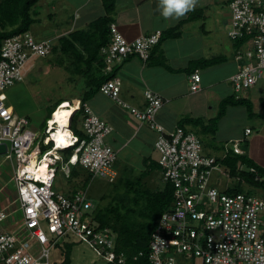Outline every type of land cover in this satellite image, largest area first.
<instances>
[{
	"label": "built area",
	"instance_id": "1",
	"mask_svg": "<svg viewBox=\"0 0 264 264\" xmlns=\"http://www.w3.org/2000/svg\"><path fill=\"white\" fill-rule=\"evenodd\" d=\"M230 9L229 36L249 38L250 48L245 54H236L238 62L246 63L238 65L229 80L235 92H246L264 73V3L232 0ZM109 30L110 41L100 50L106 74L115 63L132 56L147 61L161 38L160 32H155L129 41L115 23H110ZM51 51L49 41H37L30 32L0 42V145L6 147L1 156L10 167L9 181L15 188L14 201L0 206V264H51V251L71 243L70 238L89 246L104 263L126 264L123 254L114 250L112 230L94 221L95 207L86 192L53 191L58 170L68 178L70 167L80 166L94 176L115 180L112 167L117 153L106 143L112 128L81 101H64L45 121L44 136L38 141L28 119L17 117L6 104L5 90L23 82L32 62ZM189 83L191 92L200 90L198 70L189 75ZM99 92L156 134L157 162L164 181L173 189V204L161 215L151 235L149 264H264V198L247 192L226 194L211 184L214 171L223 176L226 172L213 157L202 154L196 134L181 127L166 131L157 121L164 104L161 96L145 91V106L140 109L120 99L118 79L107 80ZM65 104L73 109L66 146L57 144L53 137L57 127L51 124L56 110ZM80 111L82 137L71 128ZM234 147V152L240 153L236 144ZM65 149L72 151L67 160L61 155ZM255 180L264 181V177L256 175ZM17 212L22 228L9 233L2 224Z\"/></svg>",
	"mask_w": 264,
	"mask_h": 264
},
{
	"label": "crops",
	"instance_id": "2",
	"mask_svg": "<svg viewBox=\"0 0 264 264\" xmlns=\"http://www.w3.org/2000/svg\"><path fill=\"white\" fill-rule=\"evenodd\" d=\"M56 1L62 8H60L61 10L65 9L69 13L67 15L69 23H65V26L54 25L51 28V23L47 22L45 34L31 33L37 41H49L52 46H57L61 38L67 37L73 31L86 30L90 23L106 15L102 0H47V3L51 2L47 6L50 7L45 17L49 22L56 18ZM231 1L198 0L195 10L188 12L185 16L166 19L161 14L160 0H114L113 10L108 17L111 23L117 25L118 30L127 40L132 41L155 32L161 34L159 43L151 49L147 61L132 56L115 63L111 73L106 74L102 69L99 72L94 71L93 75L90 72L82 75V95L78 101L88 105L95 115L112 128L111 134L106 138V143L116 151L117 160L122 159L124 167L138 163L142 165L143 163L146 168V162L156 163L151 154L152 150L154 151V141L151 148L145 143L146 139L143 136L146 133L151 134V138L155 140V133L145 125H141L126 108L119 106L99 90L86 98L90 91V82L96 83L97 79L99 80L101 77L118 79L120 81V99L128 105H132L131 107L140 109L146 102L145 91H151L161 96L164 104L157 115V121L166 131L178 127L181 120L186 117L199 118L204 125H207L218 114L220 101L225 98L214 89L217 87L215 77L220 73V67L226 65L235 68L227 77V81L230 83L229 79L237 71L238 65L246 63V60L238 62L236 54L239 51L245 54V50L250 48L249 38L232 39L229 36L232 30ZM262 2L264 3V0ZM33 19L31 30L41 20L36 16ZM33 30L35 31V29ZM99 65L97 62L92 64L94 68L96 66V69L99 68ZM195 70H198L200 74L199 93L190 91L189 75ZM258 85L264 86V73L255 87ZM249 90L239 93L234 91V95L250 102L248 99L250 97ZM256 96L264 102L263 95ZM84 98H86L85 101H82ZM215 98L217 104L215 112H213L212 104ZM70 100L74 103L78 102L76 98ZM204 105L207 109L210 107L211 112L210 114L207 112L203 116ZM248 112L253 115L252 110ZM66 115L64 116L66 117ZM70 117L71 115L65 119V122L68 123ZM223 118L219 122H223ZM184 128L195 134L196 130L201 132V124ZM246 130L249 129H245L244 137L249 135L246 134ZM262 135L264 136V129ZM258 140L260 141V137ZM242 145L247 147V142ZM140 146H144L148 150L140 149ZM244 151L246 150L242 149L243 154ZM253 161L255 162V160ZM161 177L163 178L162 175ZM150 181L154 183L156 178L150 179ZM227 188H221L220 191ZM2 195L0 206L6 205L11 200L6 192Z\"/></svg>",
	"mask_w": 264,
	"mask_h": 264
},
{
	"label": "rangeland",
	"instance_id": "3",
	"mask_svg": "<svg viewBox=\"0 0 264 264\" xmlns=\"http://www.w3.org/2000/svg\"><path fill=\"white\" fill-rule=\"evenodd\" d=\"M46 1L47 0H39L31 8L30 12L32 18L36 16L41 20L34 25L35 28L29 30L30 33L45 34L48 25L46 24L47 22L51 23V28L54 27V25L65 26V23H69V18L67 16L69 13H67L65 9L61 10L62 8L58 5L57 1L56 18L49 22L48 18L45 17L50 7L47 6L51 2L47 3ZM33 29H35L36 32ZM67 60L68 59L64 56L60 54L57 55L56 53H52L45 58H37L32 62L33 67L29 69V73L24 78L23 82L17 83L5 90V95L7 97L6 104L12 106L13 112L17 117H26L28 119L30 129L36 132L39 137L38 141L44 136L45 120L49 117V112L53 108L54 102L59 99H67L68 102H71V98H76L78 101L82 95V77L78 75L74 76L70 73L68 67L70 69L71 65L68 66V64H66V62H68ZM220 69V73L215 77L217 79V87L214 89L216 92L218 91L222 94L221 96L223 97L233 95L234 89L227 81V77L235 68L233 69V67L222 65ZM254 87L255 86L250 88V97L248 96L252 105L253 115H250L245 107L231 106L227 108L226 116L223 118V122H219L217 131L214 134L206 135L201 132L199 133L197 130L195 131L203 142L202 154L220 158L224 153L232 149L234 143L241 141L239 145L241 149L246 150L244 154L248 158L255 160L259 166L264 168V136L262 135L264 129V102L256 96L263 95L262 97L264 99V86L260 87V85H258ZM216 101L217 99L215 98L212 104L213 112H215L216 109ZM204 108L203 116L207 112L210 114V107L207 109L204 105ZM66 114L65 119L70 116L68 113ZM78 119L75 127L81 133L82 137V118ZM246 128L249 129V135L244 137ZM143 136L144 139H146V142H144L152 148L154 139L151 138V134L148 135L146 133ZM258 137H260V141ZM221 138H223L222 141H220ZM245 142H247V147L242 145ZM140 149L145 151L148 150L144 146H140ZM151 154L154 160L158 159V154L155 150H152ZM121 160H118L117 166L118 173L122 174L124 166ZM130 167L133 168V176H139L146 170L143 163L142 165L141 163L137 165L133 164ZM219 167L225 169L221 166ZM243 168L246 169L245 166ZM69 169L71 171L69 178H66L65 174L60 171V169L58 170L53 185L54 192L68 193L69 191H85L94 207L99 209L105 208L108 204L110 205L116 197L124 194V187L119 185L120 183L118 181L111 184L107 179L94 176L89 173L88 170L80 166ZM10 172L7 161L4 159V156L0 155V203L2 202V193L4 192L9 195L10 201H14L15 198V188L9 181L11 177ZM159 173L161 174L158 169H154L150 172L148 177L145 178L151 192H156L163 186V178ZM154 178H156V181L153 183L150 179L153 180ZM210 182L217 188L238 187L239 185L242 192H248L257 198H264V192L262 190L250 186L244 181L237 182L234 179L231 180L218 171L212 173ZM112 222H114L113 219L111 220V223ZM22 225L23 221L19 212L12 215L2 224L3 227L7 228L6 230L9 233L18 232L22 228ZM70 241L73 243L69 255L70 264H105L86 244L78 243L75 238H70ZM62 249V247H56L51 251V263L62 264L65 258Z\"/></svg>",
	"mask_w": 264,
	"mask_h": 264
},
{
	"label": "trees",
	"instance_id": "4",
	"mask_svg": "<svg viewBox=\"0 0 264 264\" xmlns=\"http://www.w3.org/2000/svg\"><path fill=\"white\" fill-rule=\"evenodd\" d=\"M38 1L0 0V42L6 38L29 32L30 26L34 21L30 11ZM102 4L106 13L104 17L90 23L86 30L73 31L67 37L61 38L57 46H52L51 54H60L68 59L66 64L68 66L71 65V68L69 69L68 67V70H70L72 75L82 77L84 73L88 72L93 75L94 71L99 72L104 68L100 50L107 46L110 41L109 25L111 20L108 15L113 10L114 0H102ZM94 62L100 64L98 69H96V66L95 68L92 66ZM110 79L112 78L101 77L99 80L97 79L96 83L91 81L90 91L87 93L86 98L96 93L100 86ZM86 98L82 99V101H85ZM64 100L59 99L53 104V108L50 110L49 117L46 120L50 118L56 107ZM231 106H244L248 111L252 110L251 104L247 99L238 98L233 94L220 101L218 114L207 125H204L199 118L193 119L186 117L181 120L178 127L185 129V126H197L201 124V133L206 135L214 134L217 131L219 121L225 115L227 108ZM81 114V111L78 112L71 122L72 130L80 137L81 133L77 130L75 124L79 120L78 118H81ZM141 125H145L148 128L146 124ZM196 136L200 140L202 151L203 142L198 135ZM239 143L241 141L233 144V147L235 144L238 147L240 151L238 154L234 152V148L232 147L229 152L224 153L220 158L210 157L215 159L218 166L225 168L223 169L226 172L225 177L231 180L234 179L237 182L244 181L250 186L256 187L264 192V181L255 180L256 175L264 177V168L243 154ZM71 154V149L61 151L64 160H67ZM157 160L156 163L153 161L146 162V170L139 176H133V169L130 166H125L122 174L117 173L118 160L116 157V161L112 167L116 173V177L114 181L108 182L112 184L118 181L120 183L119 185L124 187V194L116 197L105 208L99 209L96 207L93 212V219L100 227H109L112 230L115 242L114 250L118 254H123L126 264H149V243L151 235L158 227V221L161 215L173 204V189L168 182L163 179L162 188L156 192H151L145 180L154 169L160 170ZM244 166L246 169L243 168ZM250 169H254L255 172H251ZM218 189L220 190L221 188ZM223 192L231 195L242 191L238 185V187H228ZM112 219L114 222L111 223ZM71 246H73V243H64L60 246L63 248L62 250L65 254L62 264H70L69 255ZM51 264L55 263L53 262Z\"/></svg>",
	"mask_w": 264,
	"mask_h": 264
},
{
	"label": "clouds",
	"instance_id": "5",
	"mask_svg": "<svg viewBox=\"0 0 264 264\" xmlns=\"http://www.w3.org/2000/svg\"><path fill=\"white\" fill-rule=\"evenodd\" d=\"M197 3L198 0H160L161 14L166 19L180 18L195 10Z\"/></svg>",
	"mask_w": 264,
	"mask_h": 264
},
{
	"label": "bare ground",
	"instance_id": "6",
	"mask_svg": "<svg viewBox=\"0 0 264 264\" xmlns=\"http://www.w3.org/2000/svg\"><path fill=\"white\" fill-rule=\"evenodd\" d=\"M68 105L65 104L58 108L52 117L53 122L51 123L52 125H55L57 127V133L53 137L57 140L58 145H68L69 141L65 138L67 137V127L68 123L65 122V114L68 113L69 115H72L73 109H69L67 107Z\"/></svg>",
	"mask_w": 264,
	"mask_h": 264
},
{
	"label": "water",
	"instance_id": "7",
	"mask_svg": "<svg viewBox=\"0 0 264 264\" xmlns=\"http://www.w3.org/2000/svg\"><path fill=\"white\" fill-rule=\"evenodd\" d=\"M5 151H6V147H5V145H0V155L1 154H3V153H5Z\"/></svg>",
	"mask_w": 264,
	"mask_h": 264
}]
</instances>
